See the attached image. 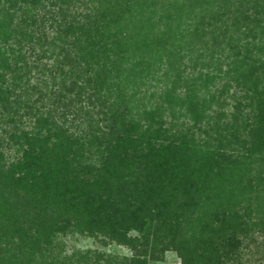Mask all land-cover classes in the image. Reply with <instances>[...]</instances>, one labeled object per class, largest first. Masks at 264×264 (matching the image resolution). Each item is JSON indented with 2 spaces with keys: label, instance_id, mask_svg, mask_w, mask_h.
Masks as SVG:
<instances>
[{
  "label": "trees",
  "instance_id": "trees-1",
  "mask_svg": "<svg viewBox=\"0 0 264 264\" xmlns=\"http://www.w3.org/2000/svg\"><path fill=\"white\" fill-rule=\"evenodd\" d=\"M73 93L78 138L57 113ZM88 146L135 199L89 191ZM68 232L130 255H62ZM157 242L181 264H264V0H0V264H148Z\"/></svg>",
  "mask_w": 264,
  "mask_h": 264
},
{
  "label": "rangeland",
  "instance_id": "rangeland-1",
  "mask_svg": "<svg viewBox=\"0 0 264 264\" xmlns=\"http://www.w3.org/2000/svg\"><path fill=\"white\" fill-rule=\"evenodd\" d=\"M52 60L47 61V59H43L42 63H52ZM35 76V75H34ZM32 84L37 83L36 79L31 80ZM161 88V83L156 80H148L146 81L145 85L142 86L140 91V105H145V107H149L150 103L147 102V98L150 92L157 91ZM38 90V89H37ZM39 91V90H38ZM37 91V92H38ZM36 93V92H35ZM146 94V97H143V94ZM37 94H33L32 98H36ZM75 94H69L68 99L70 98V101L59 103V106L57 107V113L60 111H63L64 109L69 110L70 112L66 113L65 120H62L58 118L59 123L63 122V126L68 128V133L74 135V137H79L80 135L86 136V132L88 130V122L86 121V116L83 114V112L79 111V105L85 104L84 109H86V102H79L75 98ZM81 99V98H80ZM46 99L44 100V102ZM37 103V102H36ZM41 103V102H40ZM35 104V107L41 106V104ZM64 103L66 105H64ZM143 103V104H142ZM83 107V106H82ZM50 108V104H47V102L44 103V106L42 107V112H45ZM141 108V107H140ZM91 110V116H93V122H95L100 119L99 115L97 113L98 107L95 106L94 109L92 107H89ZM57 118V116H55ZM22 127H26L28 124L31 125L32 119L27 118L24 116L22 119ZM2 125L5 126L3 123ZM96 125V124H95ZM100 126V125H98ZM12 127V126H11ZM30 127V126H29ZM6 128L10 129L8 125H6ZM2 136L5 134L3 132ZM91 138V137H88ZM88 148L91 150L90 152H83L82 156L78 157V160L75 161V167L77 169H86V172L79 171V175H83L84 178L89 180L90 188L89 191L92 194H98L102 197H106L107 195L113 196L117 201L123 199L122 194H127L132 196L134 199L136 198L135 194L130 193L132 191V187L135 185V183H132L131 176L126 174L125 170H121L122 168L118 169H112L111 172H108L105 170V167L103 165V162L100 159V154L97 152L95 146H88ZM7 152V158L11 159L13 158L14 151L12 149L6 150ZM105 155V152H104ZM86 165L88 166V169L86 168ZM111 168V167H110ZM126 179L130 181V186H127ZM91 181V182H90ZM136 181V180H135ZM123 189L125 192H118L116 190ZM112 190V191H111ZM60 240V251L62 255H69L73 251H91V257L94 258V255H99L98 257H101L103 259L106 258H115L116 260H121L120 257L122 256H129L130 250L126 247V245H122L119 243H116L113 240H110L109 238L101 235L100 233H96L94 235H90L87 232H68L64 235H59ZM161 247V243L157 242V249L155 250V255H158L157 258L149 259L148 264H181L180 258L177 256L176 252L172 250H165L162 253L159 251ZM10 252H14V249L9 250ZM92 259V258H91ZM101 259L99 264H105V261Z\"/></svg>",
  "mask_w": 264,
  "mask_h": 264
}]
</instances>
